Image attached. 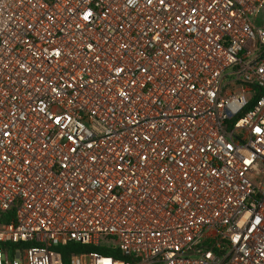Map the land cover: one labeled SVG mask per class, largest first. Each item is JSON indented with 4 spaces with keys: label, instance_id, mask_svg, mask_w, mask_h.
Listing matches in <instances>:
<instances>
[{
    "label": "built area",
    "instance_id": "built-area-1",
    "mask_svg": "<svg viewBox=\"0 0 264 264\" xmlns=\"http://www.w3.org/2000/svg\"><path fill=\"white\" fill-rule=\"evenodd\" d=\"M10 212L0 264H264V0H0Z\"/></svg>",
    "mask_w": 264,
    "mask_h": 264
},
{
    "label": "trees",
    "instance_id": "trees-1",
    "mask_svg": "<svg viewBox=\"0 0 264 264\" xmlns=\"http://www.w3.org/2000/svg\"><path fill=\"white\" fill-rule=\"evenodd\" d=\"M12 215H13L12 212H10L8 214L1 213L0 223H4V222L9 221L11 219ZM2 246L6 249L8 246H10V244H3ZM55 249H56V251H58L62 255L64 264H69V260H70V257L72 256V254L99 250L98 248H95L94 246L77 244V243H69L66 246H58ZM104 254H108V252H104ZM115 256L120 257L118 255H115Z\"/></svg>",
    "mask_w": 264,
    "mask_h": 264
},
{
    "label": "rangeland",
    "instance_id": "rangeland-1",
    "mask_svg": "<svg viewBox=\"0 0 264 264\" xmlns=\"http://www.w3.org/2000/svg\"><path fill=\"white\" fill-rule=\"evenodd\" d=\"M0 216H1V213H0ZM24 259L26 260L27 259V256L24 254Z\"/></svg>",
    "mask_w": 264,
    "mask_h": 264
}]
</instances>
